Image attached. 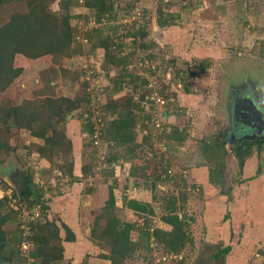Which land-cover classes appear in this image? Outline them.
Here are the masks:
<instances>
[{
  "label": "rangeland",
  "instance_id": "1",
  "mask_svg": "<svg viewBox=\"0 0 264 264\" xmlns=\"http://www.w3.org/2000/svg\"><path fill=\"white\" fill-rule=\"evenodd\" d=\"M56 1L58 3H50L49 9L60 14L62 0ZM115 2L119 16L116 21L110 22L111 25L119 26L121 32L133 26L146 29V37L138 39V44H146L145 48H134L133 39L128 38L124 40L123 54H130L128 70L148 80L147 84H153V87L143 85L134 89L132 85L124 88L116 86L111 78L116 76L118 70L113 68L108 74L102 66L104 51L98 49L95 53L88 52L87 41L82 35H79L75 44L82 47V52L74 57L68 56L61 65L54 63L52 56L28 59L18 55L15 66L22 67L24 71L10 87L0 93L1 106L22 105L26 101L39 102L47 97L76 98L84 90L89 93L91 100L89 107L85 105L74 110L66 122L60 124L73 141L74 173L80 180L71 184L69 174L60 168L66 162L62 155L55 156V165L41 157L37 148L44 144L42 139L33 137L29 129L13 128L7 138L13 148L8 155L0 154V196L12 197V192L16 190L8 180L12 171L25 169L33 172L35 182L43 186L44 199L49 200L51 215L60 220L58 225L61 227L66 221L79 233L83 231L74 245L65 244L66 255L61 264L69 261L82 264L85 260L90 264L101 263L97 254L101 251L98 250L99 243L91 241V244L87 236H90L96 215L102 213L109 200L111 188L116 198V213L124 222H135L139 227L144 224L140 215L124 208L125 198L135 199L152 202L150 204L156 212L151 217L153 227L166 228L160 221L162 204L154 201V196L166 199L170 195L168 191H171L169 185L157 182L154 187L148 178L134 179L129 174L134 164L132 161L122 160L112 165L108 163L113 147L102 138V132L114 116L104 110L105 106L110 99L118 100L132 95L135 102L141 103L143 117L150 118L145 119V125L149 127L154 121L153 130L158 129L159 142L167 129L174 130L177 127L186 133V141L171 158L175 170L184 171L187 176L186 187L175 186L176 189H173L174 192L184 189L189 198L184 215L190 222L188 233L193 243L182 252L187 264H264V228L258 231L257 226L258 222L264 220V173H260L264 171V145L261 150L254 146L252 153L246 157V163L253 159L250 161L253 169L240 171L234 149L237 144L235 141L239 139L233 137L235 132L230 123L237 95L241 96L240 100H243V96L251 98L264 112V0ZM160 10L173 17L170 27H160ZM0 12L2 25L7 20L6 10ZM85 12L88 11L82 6H74L72 13H81L90 18L72 20L73 24L77 23L81 30L99 26L93 22L92 12ZM106 21L101 26H109ZM152 56L154 61L150 60ZM200 67H204L205 71L201 72ZM187 70L192 71L193 75L186 77L183 72ZM75 72H79V78H75ZM84 82H88V85L83 86ZM185 85L190 86L191 95L185 94ZM145 91L148 93L145 100L141 101L140 93L145 95ZM90 109L93 110L91 121L100 131L95 136L93 146L85 148L83 144L90 139L82 132L81 124L90 117ZM156 124H160L161 128ZM240 128L241 125L238 126ZM254 128L251 125L250 130L243 128L237 134L246 132L244 140L255 138L256 135L251 133ZM139 130H142L141 126ZM148 132H140L139 137ZM208 137L227 140L225 188H233L227 197L220 196L223 187L219 189L209 184L211 164L200 151L201 142ZM83 150H93L91 152H94L95 160L92 163H89L86 154L83 159ZM161 150L166 149L163 147ZM86 163L91 165L92 170L84 176L82 166ZM141 163V160L135 161L137 165ZM203 169L205 173H199ZM5 186L11 190H5ZM201 187L206 188V191H200ZM61 190H66L69 200L61 199ZM67 201L72 203L71 214L76 212L80 219L82 217L81 220L69 215L70 207L65 211L69 219L64 217L62 211ZM250 205L254 207H250L251 210L247 209ZM132 235L137 239V232L134 231ZM147 244L149 250L140 249L127 261L128 264H173L172 259L163 261V257L169 254L158 251L153 240ZM227 247H231L229 252L222 257H215Z\"/></svg>",
  "mask_w": 264,
  "mask_h": 264
},
{
  "label": "trees",
  "instance_id": "2",
  "mask_svg": "<svg viewBox=\"0 0 264 264\" xmlns=\"http://www.w3.org/2000/svg\"><path fill=\"white\" fill-rule=\"evenodd\" d=\"M53 2L57 1L0 0V11L6 10L7 17L4 24L0 25V93L23 74L24 69L15 66V59L18 55L28 59L52 56L54 63L61 65L68 56L74 57L75 54L82 52V47L75 45L79 35L87 41L88 52L95 53L98 49L104 51L102 66L108 74L113 68L118 70L116 76L111 78L116 86L124 88L132 85L134 89H137L148 85V80L128 70L130 54L127 56L123 54L124 40L128 38L133 39L134 48H145L146 44L143 42L138 44V39L143 40L146 37V29L133 26L121 32L119 26L111 25L110 22L116 21L119 16L115 0H62L60 14L50 11L49 5ZM76 5L85 8L88 11L85 12L86 14L92 12L93 22L99 26L81 30L77 23L73 24L72 20L90 18L81 13H72V8ZM171 18L173 17L160 10L158 18L160 27H170L173 24ZM104 21L109 23V26H101ZM154 59L152 56L150 60L154 61ZM200 71L204 72L205 68L200 67ZM183 73L186 77L193 75V72L188 70ZM73 74L76 75L75 78H79V72ZM83 84L87 86L88 82ZM184 87L185 94L191 95L190 86L185 85ZM147 93L148 91H145V95L140 93L141 101L145 100ZM166 95L167 98L168 94ZM90 100L89 93L84 90L79 92L76 98L47 97L39 102L26 101L22 105H0V154L8 155L13 148L7 139L13 128L29 129L33 137L44 141V144L37 148L41 157L55 165V156L62 155L63 161L66 162L64 166H60L61 170L69 174L71 184L79 181L80 177L75 176L74 173L73 141L68 138L65 128L60 127V124L66 122L74 110L88 106ZM140 105L141 103L135 102L132 95L118 100L110 99L104 110L112 114L114 119L107 122L106 128L102 130V138H105L113 147L108 157L109 165L117 164L122 160L132 161L134 164L129 174L134 179L148 178L154 187L157 182L169 185L171 191H168L170 195L166 199L154 196V201L157 200L162 204L160 221L166 225V228L153 227L151 217H154L156 212L150 204L152 202H141L135 199L125 198L124 208L134 212L135 215H140L144 224L139 227L135 222H124L116 213V198L111 188L110 198L103 207L102 213L96 215L89 232L90 240L100 245L98 248L101 253L98 257L109 261L110 264H128L127 261L132 259L137 251L149 250L147 242L149 243L150 240L154 241L158 251L169 255H182L183 250L193 243V238L188 233L190 222L186 214L184 215L188 195L184 189L183 191L180 189L179 192L173 190L176 189L175 186L177 188L187 186L186 174L184 171L175 170L171 158V155L186 141V133L177 127L174 130L167 129L159 142L158 129L153 130L154 121L149 127L145 125V119L150 118L143 117L142 111L144 110ZM88 111L90 117L81 124L82 132L90 139L89 142L83 144L85 148L93 146L96 141L95 136L100 131L95 122L91 121L93 110ZM139 126L142 130H139ZM143 131L149 132L139 137L140 132ZM244 134H237L236 137L239 140L235 141L237 144L234 146L240 171L243 170L246 157L252 153V148L257 146L261 150L264 145L263 135L259 138L244 140ZM226 141L224 138L219 140L216 137H208L200 145L201 154L211 164L209 184L216 188L223 187L220 193L225 196L232 192L231 186L225 188ZM163 147L166 150L162 151ZM14 149L17 150V147ZM159 149L162 152H159ZM91 151L93 150L81 151L83 159L85 154L90 159L89 163L95 160L94 152ZM136 160H141L143 163L137 165ZM82 168L84 176L92 170L91 165L87 163L83 164ZM194 188L198 187L194 186ZM8 189L11 190L5 186V190ZM201 190L203 191V187L200 188ZM65 191L60 192L61 199L64 201L69 200L66 198ZM12 195V197H0V264H61L66 255L65 243L75 242L79 234L75 233L72 226L65 222L61 227L58 225L60 220L51 215L49 200L44 199L43 186L35 182L33 172H28L27 183L22 195L19 197L16 190L12 192ZM37 207L40 209L41 217L32 221L28 226L23 224L20 219L23 210ZM134 231L139 236L137 239L132 237ZM82 232L80 234H83ZM24 245L27 246L26 250L23 248ZM230 250L231 247H227L215 257H222ZM184 258L185 256L182 255V259H173L172 263L187 264ZM67 264H73V262L69 261ZM82 264L90 263L85 260Z\"/></svg>",
  "mask_w": 264,
  "mask_h": 264
},
{
  "label": "flooded vegetation",
  "instance_id": "3",
  "mask_svg": "<svg viewBox=\"0 0 264 264\" xmlns=\"http://www.w3.org/2000/svg\"><path fill=\"white\" fill-rule=\"evenodd\" d=\"M240 99L237 102L235 100L234 103H236V105H234V109L232 110L234 113L233 114L231 113L230 123L235 132L233 137L237 136V133L239 132L240 129L247 128L248 126H251V125L255 126L254 130H252L251 132L252 134L256 135L255 138H257V135L261 137L262 135L264 136V112L261 109H259L260 111H257L258 108L257 110L255 109L256 107L253 105L252 101H249L247 99H244V100H240ZM258 107L261 108V106L259 105ZM241 108L242 110L238 112V109H241ZM244 108L246 112L243 111ZM252 122L253 124L249 125ZM239 125H241L240 129H238Z\"/></svg>",
  "mask_w": 264,
  "mask_h": 264
},
{
  "label": "crops",
  "instance_id": "4",
  "mask_svg": "<svg viewBox=\"0 0 264 264\" xmlns=\"http://www.w3.org/2000/svg\"><path fill=\"white\" fill-rule=\"evenodd\" d=\"M236 95H237V94H236ZM240 98H241V96H240V95H237V96H236V99H235L236 102H237ZM247 98H248V99H247ZM242 99H243V100H244V99H247V100H249V101H253L254 104H255V101L252 100V99L249 98V97H245V96H243ZM255 106H257L258 109H261V108L258 107L257 104H255ZM231 113H232V112H231ZM251 157H252V156H251ZM249 159H250V158H249ZM252 160H253V159H252ZM252 160H247V163L245 162V165H244V167H243V170H245V168H252V169H253V167L250 165V161H252ZM204 169H207V168L204 167ZM204 169H203L202 171H200V172L198 171V172H199V173H205V170H204ZM257 169H258V168H257ZM263 173H264V171L262 170L261 175H263ZM263 176H264V175H263ZM205 181H206V180H205ZM205 183H206V182H205ZM231 188H232V187H231ZM203 189H205V191H206V188H203ZM219 189H221V188H219ZM232 190H233V188H232ZM220 191H221V190H220ZM220 196H221V197H227V196H225V195H221V193H220ZM71 199H72V198H71ZM64 205H65V206H64V209H63V211H62V214L64 215V217L67 216L68 219H69V216L66 215V212H65V211L70 207V209H69V211H70V212H69V215H70V216H74V215H75V216H76V217H75L76 220H81V219H82V217H81V219L79 218V215L76 214V212H75V214H74V213L71 214V212H72V210H71V209H72V208H71V207H72V203H71V201H67L66 204H64ZM248 207H249V208H247V209H249V210H251L250 207H251V208H254V207H252L251 205L248 206ZM255 208H256V207H255ZM79 211H80V210H78V212H79ZM259 211H260V210H259ZM77 216H78V217H77ZM66 219H67V218H66ZM76 220H75V221H76ZM64 222L67 223L68 225H70V223H68V222H66V221H64ZM258 223H259V222H258ZM258 223H257V226H259V229H260V230L258 229V231H261V230L264 228V220H263V221L261 220V223H259V225H258ZM72 228L75 229V227H72ZM257 228H258V227H257ZM76 231H78V230H74L75 233L80 234L79 231H78V232H76ZM258 231H257V232H258ZM259 233H260V232H259ZM87 237H89V238H88V241L91 243L90 236H87ZM138 237H139V236H137V238H138ZM76 238L78 239V236H76ZM74 243H75V242H73V243H67V244H68L69 246H71V245H74ZM65 244H66V243H65ZM91 244H92V243H91ZM65 247H66V245H65ZM96 248H97V247H96ZM90 249H92V248H89V250H90ZM98 250L100 251L99 248H98ZM100 253H101V251L98 252L97 254L99 255ZM98 261L101 262V263H99V264H102V262H106L107 264H110L109 261H106V260H104V259H100V260H98ZM95 264H96V263H95Z\"/></svg>",
  "mask_w": 264,
  "mask_h": 264
},
{
  "label": "water",
  "instance_id": "5",
  "mask_svg": "<svg viewBox=\"0 0 264 264\" xmlns=\"http://www.w3.org/2000/svg\"><path fill=\"white\" fill-rule=\"evenodd\" d=\"M253 102V101H252ZM253 105L255 106L254 102H253ZM256 110H257V106H255ZM242 110L241 109H238V112ZM244 112H246L245 108L243 109ZM257 111H260L259 109ZM246 129H251V126L247 127ZM257 137H261L259 135H257ZM27 177H28V172L27 170H21V169H16L15 171H12L10 174H9V177H8V180L9 182L15 187L16 189V192L18 194V196L20 197L23 193V190L26 186V183H27Z\"/></svg>",
  "mask_w": 264,
  "mask_h": 264
},
{
  "label": "built area",
  "instance_id": "6",
  "mask_svg": "<svg viewBox=\"0 0 264 264\" xmlns=\"http://www.w3.org/2000/svg\"><path fill=\"white\" fill-rule=\"evenodd\" d=\"M150 88L153 87V84H150L149 85ZM160 101V100H159ZM164 103V101H163ZM157 127H161L160 124H156ZM10 193V192H9ZM2 197V196H0ZM11 197V196H9ZM41 217V212H40V209L37 207V208H31V209H24L22 214H21V221L23 222V224H25L26 226H28L32 221L36 220L37 218ZM24 225V227H25ZM25 250L27 249V246L24 245L23 247ZM182 259V255H176V254H170L168 255L167 257L164 256L163 257V261H168V260H173V259Z\"/></svg>",
  "mask_w": 264,
  "mask_h": 264
}]
</instances>
